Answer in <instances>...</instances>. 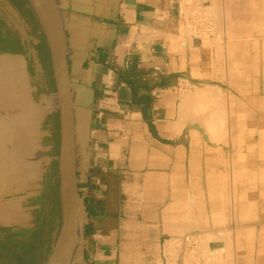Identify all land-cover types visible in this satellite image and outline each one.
Here are the masks:
<instances>
[{"label":"crops","instance_id":"obj_1","mask_svg":"<svg viewBox=\"0 0 264 264\" xmlns=\"http://www.w3.org/2000/svg\"><path fill=\"white\" fill-rule=\"evenodd\" d=\"M53 1L76 125L72 264H264V0ZM61 149L40 16L0 0V264L54 260Z\"/></svg>","mask_w":264,"mask_h":264},{"label":"water","instance_id":"obj_2","mask_svg":"<svg viewBox=\"0 0 264 264\" xmlns=\"http://www.w3.org/2000/svg\"><path fill=\"white\" fill-rule=\"evenodd\" d=\"M49 41L60 99L62 149L60 158L62 225L51 264H72L77 240L76 125L64 31L53 0H31Z\"/></svg>","mask_w":264,"mask_h":264},{"label":"trees","instance_id":"obj_3","mask_svg":"<svg viewBox=\"0 0 264 264\" xmlns=\"http://www.w3.org/2000/svg\"><path fill=\"white\" fill-rule=\"evenodd\" d=\"M61 182L58 183H54L52 181H50V185L48 187V194H47V199H48V203H50L55 209L56 211L54 212L56 215V219H58V223L57 226L53 224V221H51V224L49 225V228L51 229V231L54 230L55 227H60V211H61ZM54 215V216H55ZM45 223L43 224V226L45 227Z\"/></svg>","mask_w":264,"mask_h":264},{"label":"rangeland","instance_id":"obj_4","mask_svg":"<svg viewBox=\"0 0 264 264\" xmlns=\"http://www.w3.org/2000/svg\"><path fill=\"white\" fill-rule=\"evenodd\" d=\"M49 214L51 215L52 220L55 221V225L57 226V224H56V220H55V219H56V215H55V213L51 211ZM54 215H55V216H54ZM55 225H54V226H55Z\"/></svg>","mask_w":264,"mask_h":264},{"label":"built area","instance_id":"obj_5","mask_svg":"<svg viewBox=\"0 0 264 264\" xmlns=\"http://www.w3.org/2000/svg\"><path fill=\"white\" fill-rule=\"evenodd\" d=\"M205 264H213L212 257H209L206 261Z\"/></svg>","mask_w":264,"mask_h":264},{"label":"bare ground","instance_id":"obj_6","mask_svg":"<svg viewBox=\"0 0 264 264\" xmlns=\"http://www.w3.org/2000/svg\"><path fill=\"white\" fill-rule=\"evenodd\" d=\"M34 2H35V0H34Z\"/></svg>","mask_w":264,"mask_h":264}]
</instances>
